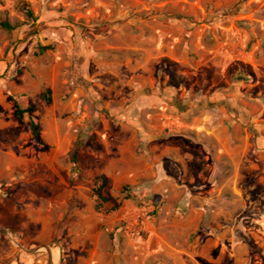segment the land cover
<instances>
[{
	"label": "rangeland",
	"instance_id": "obj_1",
	"mask_svg": "<svg viewBox=\"0 0 264 264\" xmlns=\"http://www.w3.org/2000/svg\"><path fill=\"white\" fill-rule=\"evenodd\" d=\"M0 227V264H264V0H0Z\"/></svg>",
	"mask_w": 264,
	"mask_h": 264
},
{
	"label": "trees",
	"instance_id": "obj_2",
	"mask_svg": "<svg viewBox=\"0 0 264 264\" xmlns=\"http://www.w3.org/2000/svg\"><path fill=\"white\" fill-rule=\"evenodd\" d=\"M27 14L29 15V17L34 18L33 13L30 10H27ZM3 26L6 27V28L11 29L10 24H8V23H4ZM48 49H50V47H43L42 48V50H48ZM45 98H48L49 99V96H46ZM25 112H27V111H23L21 109H18L17 117L19 119H22ZM31 129H32L33 134L34 135H37L36 124H35V122L33 120H31ZM77 155H78V151L75 150L73 152V155H72V157H73V164H74V171L75 172L78 171V167H77ZM101 190H102V185H97L96 192L98 194V204L96 206V209H97L98 212H100L102 210V208L104 206V203L107 202V200L101 195ZM112 210H116V208H114Z\"/></svg>",
	"mask_w": 264,
	"mask_h": 264
},
{
	"label": "water",
	"instance_id": "obj_3",
	"mask_svg": "<svg viewBox=\"0 0 264 264\" xmlns=\"http://www.w3.org/2000/svg\"><path fill=\"white\" fill-rule=\"evenodd\" d=\"M0 233L7 234V231L4 228L0 227Z\"/></svg>",
	"mask_w": 264,
	"mask_h": 264
},
{
	"label": "bare ground",
	"instance_id": "obj_4",
	"mask_svg": "<svg viewBox=\"0 0 264 264\" xmlns=\"http://www.w3.org/2000/svg\"><path fill=\"white\" fill-rule=\"evenodd\" d=\"M52 253H54V251H52ZM54 254L56 255V253H54ZM53 259L55 260V264H58V261L56 260V256L55 257L53 256Z\"/></svg>",
	"mask_w": 264,
	"mask_h": 264
}]
</instances>
